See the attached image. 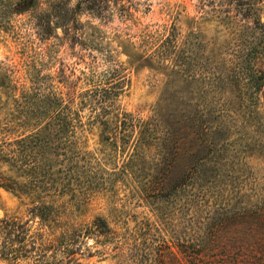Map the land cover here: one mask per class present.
I'll list each match as a JSON object with an SVG mask.
<instances>
[{
  "label": "rangeland",
  "instance_id": "obj_1",
  "mask_svg": "<svg viewBox=\"0 0 264 264\" xmlns=\"http://www.w3.org/2000/svg\"><path fill=\"white\" fill-rule=\"evenodd\" d=\"M242 1L243 7L253 5L258 10L264 23V0ZM75 4L76 0H0V146L41 131L45 120L38 108L47 100H72L79 110L73 126L55 140L61 156H48L51 177L59 185L49 197L3 187V183L24 184L26 179L0 160V253L14 248L11 254L0 255V264H35L45 257L33 239L39 219L29 213L42 201L54 207L55 236L63 232L69 238L79 236L53 244L57 250L69 246L73 253L63 258L60 252L48 251L49 264H130L135 258L148 260L157 237L168 239L157 213L140 200L127 177L118 175L127 149L114 151L102 128L90 125L93 111L79 101L87 91L120 79L122 91L114 112L148 119L169 74V68L151 54L172 27L180 40L199 27L210 49L219 53L254 49L253 57L264 72L263 31L241 29L240 35L235 34L234 28L219 24L220 4L215 2L216 10L206 15L211 0H134L130 17L113 16L108 21L73 13ZM245 22L251 26L249 20ZM62 27L70 29L65 34ZM223 112L242 193L246 200H260L264 197V87L257 99L247 100L238 111ZM96 218L105 227L97 235L89 234ZM2 220L25 224L21 245L6 235ZM146 224H157L159 231Z\"/></svg>",
  "mask_w": 264,
  "mask_h": 264
},
{
  "label": "trees",
  "instance_id": "obj_2",
  "mask_svg": "<svg viewBox=\"0 0 264 264\" xmlns=\"http://www.w3.org/2000/svg\"><path fill=\"white\" fill-rule=\"evenodd\" d=\"M215 2L220 4L219 24L234 28L237 35L241 29L264 33L261 15L253 5L211 0L206 15L216 10ZM133 7L134 0H76L72 12L108 21L113 16L130 17ZM62 29L66 34L70 28ZM209 46L199 27L181 40L175 27L167 31L151 55L169 68L168 81L146 120L114 112L122 91L120 79L80 98L79 104L93 111L90 125L102 128L108 145L114 151L127 149L118 175L127 177L140 200L157 213L158 225L168 237L156 238L157 247L148 251V260L135 258L130 264H264V197L246 200L242 193L244 185L236 177L231 132L223 112L238 111L247 100L257 99L264 87V72L253 57L254 49L223 54ZM43 105L38 108L45 120L41 131L0 146V160L26 179L24 184L2 186L22 195L39 191L49 197L52 189L59 188L51 177L48 156H61L55 140L73 126L79 113L72 100H47ZM53 211V205L45 201L29 210L39 219L33 234L36 249L45 255L35 264H49L48 251L69 257L73 253L69 246L57 250L52 245L79 237L69 238L65 232L55 236L58 225ZM2 223L6 235L21 245L25 224ZM156 225L146 227L159 231ZM103 227L105 223L96 218L88 232L97 235ZM13 249H3L0 255L7 256Z\"/></svg>",
  "mask_w": 264,
  "mask_h": 264
}]
</instances>
